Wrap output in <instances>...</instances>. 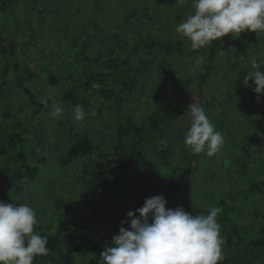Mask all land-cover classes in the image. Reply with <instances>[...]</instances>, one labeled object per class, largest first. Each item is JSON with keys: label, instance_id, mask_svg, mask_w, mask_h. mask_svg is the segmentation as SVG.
<instances>
[{"label": "trees", "instance_id": "trees-1", "mask_svg": "<svg viewBox=\"0 0 264 264\" xmlns=\"http://www.w3.org/2000/svg\"><path fill=\"white\" fill-rule=\"evenodd\" d=\"M192 2L0 0V200L15 203L42 174L46 159L34 144L42 145L43 132L35 127L44 122L42 114L51 109V101L43 103L21 58L31 55L33 47L45 51L47 35L60 32L71 44L65 54L73 56L72 61L66 55L57 59L73 83L63 90L62 100L73 109L80 105L89 115L106 102L114 120L107 140L70 128L65 153L56 159L59 167L87 159L80 172L87 189L104 194L129 191L135 210L160 194L167 208L183 207L193 215L219 208L223 259L218 264H264V94L257 102L254 81L252 87L243 84L247 72L257 70L252 68L253 59L264 71V34L244 32L236 39L229 34L222 43L190 50L174 28L192 14ZM175 61L179 63L174 65ZM69 64L77 69L70 71ZM199 64L201 69L189 71ZM174 68L183 75L173 78ZM153 82L155 94L166 93L168 82L174 83V90L164 102L139 108L141 94ZM15 89L26 99L20 111L39 116L35 125L23 124L7 105L6 98ZM193 98L239 158L226 174L218 168V177L205 174L204 182V166L217 154H193L183 142L174 146L168 138L176 121L187 114L185 101ZM126 108L146 115L136 120L123 114ZM176 155L179 161L174 166ZM222 180L229 184V192L219 186ZM238 189L255 199L253 224L238 221L249 215L243 201L237 200ZM33 208L38 218L34 231L47 238L49 248V254L37 256L34 264H99L100 253L119 234L97 233L63 198L47 209ZM113 213L122 218L117 208ZM87 218L96 219L97 210L91 208Z\"/></svg>", "mask_w": 264, "mask_h": 264}, {"label": "clouds", "instance_id": "clouds-1", "mask_svg": "<svg viewBox=\"0 0 264 264\" xmlns=\"http://www.w3.org/2000/svg\"><path fill=\"white\" fill-rule=\"evenodd\" d=\"M184 0H178L183 3ZM193 12L175 26L179 37L186 39L190 50H197L220 41L229 34L239 38L244 32L264 34V0H193ZM243 84L257 94H264V71L256 59ZM45 105L48 100H43ZM50 116L58 119L64 108L53 101ZM190 126L183 144L190 153H206L212 157L225 143L204 108L196 102L188 105ZM89 114L77 105L75 122H84ZM95 115V113H91ZM163 194L145 200L142 207L127 213L119 234L111 246L100 253L99 264H218L223 259L220 225L221 209L211 207L208 214H190L183 207L169 209ZM139 213V215H137ZM38 223L36 210L25 203L0 200V264H34L37 256L49 254L48 240L34 231ZM129 224V227L123 225Z\"/></svg>", "mask_w": 264, "mask_h": 264}, {"label": "rangeland", "instance_id": "rangeland-1", "mask_svg": "<svg viewBox=\"0 0 264 264\" xmlns=\"http://www.w3.org/2000/svg\"><path fill=\"white\" fill-rule=\"evenodd\" d=\"M65 37L66 35L60 32L50 36L47 35L46 43L48 49L44 51L41 47H33L31 55H25L21 58L23 67H26L25 73L28 75V81L34 85V88L38 92H41L40 96L42 98L51 101V105L53 101L61 105L64 108V113L58 119H53L50 116L52 111L51 108L48 112L42 114L44 122L41 124L37 123L38 126L35 127V129H38L40 133L43 132V135L40 134L42 145L36 143L34 146L38 150V153L43 155L46 161L42 163L43 171L39 179L35 183L30 184L26 188L25 192H23L22 196L16 198L15 202L25 203L31 207L39 209H47L49 204H53L56 200L63 198L74 204L76 216L80 218L81 222H84L88 226H93L92 228L94 230L98 229L96 230L97 233L109 235L119 230L121 222L127 219V213L129 211H135L133 196L126 190H117L112 194L89 191L83 184L80 175L85 163L88 162L87 159L79 160L68 168L59 167L58 162L56 161L57 158L62 157L65 153V139L67 131L70 128H75L79 132L85 130V132L89 133L95 139L107 140L110 132L112 131L111 122L114 120L112 110L107 107L106 102H103L99 106L100 109L98 107L93 109L92 113L94 112L95 115H88L84 122L74 121V109L71 108L69 104H66L61 98L63 90L69 88L73 83L67 80L68 71L60 68L57 62V59L61 58L63 55H66L68 58L67 60H73L72 54H68V56L67 53L65 54L71 45L70 41L66 40ZM49 52L52 57L54 55L53 59H51L52 57L48 55ZM34 53H38V55H34ZM177 63L179 62L175 61L174 65ZM221 67L223 66L221 65ZM68 68L73 72L77 69V67L74 68L71 64H69ZM198 69H201V64L189 68V71L192 73ZM179 75H183V72L174 68V71H172V77L176 78ZM173 84L174 83L171 84L170 82L166 83V93L159 95L153 93L156 89L154 86L156 85L154 82L151 83L150 87L146 88V91L141 94V97H143L144 100L139 102V108L145 107L148 102L151 104L164 102L174 90ZM13 91L14 93L10 94L9 97L6 98V103L11 108L12 113H15L18 116V119L23 121V124L35 125L39 116L28 117L25 115L23 110L20 111L21 109H24L26 99L21 97L22 94H20L18 90L15 89ZM215 92L217 93L218 91ZM192 102L193 99L186 100L185 107L188 108V105ZM1 110H3L2 105L0 106V111ZM123 114L133 115L136 120H141L146 115V113L134 111L131 108L124 109ZM190 119V114L187 113L183 118L176 121L168 137L172 145L175 146L177 143L180 144L183 142L184 134L190 126ZM224 141L226 142V139ZM228 142L229 140L227 139V144ZM227 144H223L222 149L219 153H217V158L215 160L209 161L207 158H204L207 160L208 164L204 166V172L201 178L203 182L205 174L211 175V177H218L219 173L217 172V168L222 174H226L225 172L230 166L229 164L236 163L239 159L238 152L233 149L234 145L232 146L231 144ZM172 161L173 165L177 166L176 163L179 161V156H174ZM210 168L212 172H208ZM223 181L224 180L221 181L219 186L224 187L225 190L229 192V184L226 181ZM217 182L218 180H215L214 185L217 184ZM209 188L210 187L207 189ZM237 192V200L243 201L241 203L249 214L243 219L238 217V221L253 224V214L256 206L255 199L253 200L252 198H248L242 189H238ZM31 200L34 202L33 205H30ZM91 208L97 210V218L93 219L92 222L87 218L88 211ZM115 208L123 214L122 218L113 213ZM47 215L48 213L44 214V216ZM119 219L121 220L119 221ZM123 226L127 228L129 227V224H125Z\"/></svg>", "mask_w": 264, "mask_h": 264}]
</instances>
